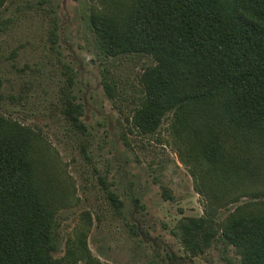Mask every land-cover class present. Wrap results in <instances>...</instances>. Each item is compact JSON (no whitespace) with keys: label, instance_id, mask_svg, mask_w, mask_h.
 Here are the masks:
<instances>
[{"label":"rangeland","instance_id":"rangeland-1","mask_svg":"<svg viewBox=\"0 0 264 264\" xmlns=\"http://www.w3.org/2000/svg\"><path fill=\"white\" fill-rule=\"evenodd\" d=\"M101 5L6 0L0 9V114L38 134L52 169L59 194L51 257L81 242L87 254L77 264H240L222 222L263 192L210 202L198 189L207 165L175 137L171 113L151 134L134 127L154 61L104 51L90 23ZM192 219L200 225L186 228Z\"/></svg>","mask_w":264,"mask_h":264},{"label":"trees","instance_id":"trees-1","mask_svg":"<svg viewBox=\"0 0 264 264\" xmlns=\"http://www.w3.org/2000/svg\"><path fill=\"white\" fill-rule=\"evenodd\" d=\"M99 1L90 23L104 51L154 61L134 127L151 134L171 113L175 137L192 148L196 165H207L198 189L210 202L264 195V0ZM39 140L0 114V264H77L86 253L81 242L67 256L49 253L59 193ZM221 228L240 264H264V200L244 202Z\"/></svg>","mask_w":264,"mask_h":264}]
</instances>
